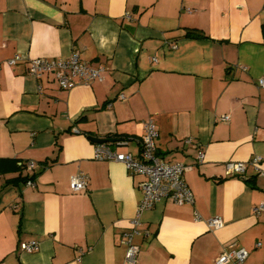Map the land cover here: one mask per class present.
<instances>
[{
  "label": "crops",
  "instance_id": "0c3cea01",
  "mask_svg": "<svg viewBox=\"0 0 264 264\" xmlns=\"http://www.w3.org/2000/svg\"><path fill=\"white\" fill-rule=\"evenodd\" d=\"M262 26L264 0H0V264H124L142 176L95 159L102 142L89 137L138 156L148 118L160 155L192 164L183 177L193 202L141 212L139 264H214L230 244L247 249L241 264H264V210L254 212L264 161L226 168L264 157ZM73 52L104 65V78L62 88L27 70L26 58ZM78 170L88 184L74 192ZM213 216L223 219L215 229ZM31 239L39 249L22 251Z\"/></svg>",
  "mask_w": 264,
  "mask_h": 264
},
{
  "label": "built area",
  "instance_id": "2783aa9c",
  "mask_svg": "<svg viewBox=\"0 0 264 264\" xmlns=\"http://www.w3.org/2000/svg\"><path fill=\"white\" fill-rule=\"evenodd\" d=\"M126 17H130L126 15ZM23 57L16 53L7 60L9 65L16 64ZM28 63V72L35 77H40L45 73H50L62 88H70L78 81L82 83H92L101 81L104 78L106 68L100 64L97 66L80 58L78 52H73L66 58L47 59L44 57L26 58ZM258 84L264 86V76L258 78ZM123 98L121 94L119 96ZM228 120L227 114L221 117ZM158 131L152 118L144 122V132L139 139V155L134 156L130 152H119L115 146L109 143H96L93 148V157L97 160H115L122 162L126 169L132 174L142 176L138 186L141 189V198L137 205V214L131 220V227L124 233L123 242L126 244L124 255V264H139L138 246L133 242V236L139 232V215L142 211L154 206L158 201L171 199L176 204L192 203L193 194L184 180V172L192 167V164L182 162H172L165 160L156 148V138ZM186 143L190 139L185 140ZM203 158L202 150L198 152V161ZM264 161V157L254 155L247 161H227L226 168L232 174H242L248 165L255 167ZM25 166L33 169L36 162L26 161ZM25 184L33 186L34 181L31 178L26 179ZM88 184V175L78 170L70 176V189L74 192L84 191ZM264 210V203L254 207V212L259 213ZM196 219L200 215L195 216ZM223 219L219 216H213L207 219V225L211 229L220 227ZM260 245V243H257ZM22 251L33 252L39 249V242L35 239L21 241L19 245ZM248 256V251L244 247L230 244L227 249L214 259V264H241Z\"/></svg>",
  "mask_w": 264,
  "mask_h": 264
},
{
  "label": "trees",
  "instance_id": "16d2710c",
  "mask_svg": "<svg viewBox=\"0 0 264 264\" xmlns=\"http://www.w3.org/2000/svg\"><path fill=\"white\" fill-rule=\"evenodd\" d=\"M262 30H264V26H262ZM185 35L189 37H203L204 33L196 29H188L186 30Z\"/></svg>",
  "mask_w": 264,
  "mask_h": 264
},
{
  "label": "water",
  "instance_id": "95a60500",
  "mask_svg": "<svg viewBox=\"0 0 264 264\" xmlns=\"http://www.w3.org/2000/svg\"><path fill=\"white\" fill-rule=\"evenodd\" d=\"M92 141L94 142H105V141H108L110 139L108 138H100V137H89Z\"/></svg>",
  "mask_w": 264,
  "mask_h": 264
}]
</instances>
